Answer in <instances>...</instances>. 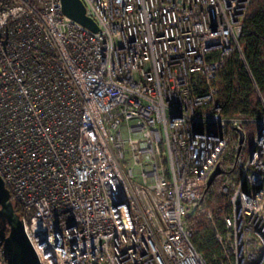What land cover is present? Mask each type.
Instances as JSON below:
<instances>
[{
	"label": "built area",
	"instance_id": "1",
	"mask_svg": "<svg viewBox=\"0 0 264 264\" xmlns=\"http://www.w3.org/2000/svg\"><path fill=\"white\" fill-rule=\"evenodd\" d=\"M251 1L82 0L94 32L61 0H0V176L39 264H209L194 207L214 264H264V98L254 84L256 115L218 102L234 52L249 71ZM233 145L219 230L202 204Z\"/></svg>",
	"mask_w": 264,
	"mask_h": 264
},
{
	"label": "trees",
	"instance_id": "2",
	"mask_svg": "<svg viewBox=\"0 0 264 264\" xmlns=\"http://www.w3.org/2000/svg\"><path fill=\"white\" fill-rule=\"evenodd\" d=\"M241 46L249 71L244 69L238 61V53L234 52L219 73L218 102L222 107L223 115L227 117L234 116L241 111L249 115H256L260 101L253 89L254 84L264 98V0L251 1ZM255 130L253 124L244 126L246 150L251 145ZM234 156L235 146L233 145L221 160V166L225 170L213 181L210 189L215 187L214 192L206 201L207 207L213 212L216 228L219 230H223L222 217L227 213L229 199V195L224 194L221 190L222 184L232 176L238 175V172L233 169ZM9 194L15 211L22 218L23 208L13 199L10 191ZM188 225L193 231L192 243L194 247L203 254L209 264H214L213 260L220 254L221 248L215 239L213 226L203 214L196 212L188 217ZM0 228H8L7 223L1 219Z\"/></svg>",
	"mask_w": 264,
	"mask_h": 264
},
{
	"label": "water",
	"instance_id": "3",
	"mask_svg": "<svg viewBox=\"0 0 264 264\" xmlns=\"http://www.w3.org/2000/svg\"><path fill=\"white\" fill-rule=\"evenodd\" d=\"M61 9L64 15L96 32L97 25L93 19L85 14V6L82 0H61ZM239 140L237 153L241 149L244 139L242 129H238ZM222 173L220 164H217L211 172L205 187L208 191L213 181ZM195 212V207L189 215ZM0 219L7 223L8 228H0V246L1 254L5 264H39L24 229V221L15 211L14 205L10 198L2 177L0 176Z\"/></svg>",
	"mask_w": 264,
	"mask_h": 264
},
{
	"label": "rangeland",
	"instance_id": "4",
	"mask_svg": "<svg viewBox=\"0 0 264 264\" xmlns=\"http://www.w3.org/2000/svg\"><path fill=\"white\" fill-rule=\"evenodd\" d=\"M256 96H257V95H256ZM214 188H215V187H213L212 189L209 190V192H208V194H207V197H206L205 201H204L203 204H202L203 209L206 210V211H211V210L207 207V205H206V201L209 199L210 195L214 192Z\"/></svg>",
	"mask_w": 264,
	"mask_h": 264
}]
</instances>
